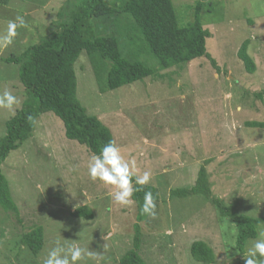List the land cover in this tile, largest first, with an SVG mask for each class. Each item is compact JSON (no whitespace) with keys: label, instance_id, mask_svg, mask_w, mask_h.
<instances>
[{"label":"rangeland","instance_id":"rangeland-1","mask_svg":"<svg viewBox=\"0 0 264 264\" xmlns=\"http://www.w3.org/2000/svg\"><path fill=\"white\" fill-rule=\"evenodd\" d=\"M69 1H0V34L17 15L28 24L17 28L10 46L0 49V93L8 89L18 97L15 115L23 108L26 89L20 67L4 60L21 56L57 30ZM172 1L181 27L194 22L199 0ZM201 20L211 33L207 50L219 70L201 58L183 70L160 71L161 77L102 94L88 57L84 54L76 64L78 99L112 131L122 155L135 159L138 174L152 173L148 185L161 197L156 217L140 225V256L146 264H200L191 255L196 242L212 248L214 264L245 263L254 240L240 254L236 225L222 217L214 202L203 196H172L174 190L195 186L202 168L213 198L240 214L264 218V128L247 125L264 123V98L256 96L264 93V0H211ZM246 42L256 64L254 74L240 57ZM121 48L126 56L125 41ZM142 61L153 69L157 62L150 56ZM15 115L0 108V138ZM92 155L66 137L65 125L55 114L39 118L34 136L2 166L19 213L0 204V264H43L58 239L100 252L107 246L101 264H120L134 246L137 206L134 201L117 204L113 186L90 178ZM82 207L92 211L91 220L74 216ZM37 226L44 229V249L37 257L26 248L19 253L22 235Z\"/></svg>","mask_w":264,"mask_h":264},{"label":"trees","instance_id":"trees-1","mask_svg":"<svg viewBox=\"0 0 264 264\" xmlns=\"http://www.w3.org/2000/svg\"><path fill=\"white\" fill-rule=\"evenodd\" d=\"M0 1L3 5L9 3V0ZM210 1L199 0L195 6L194 22L181 27L172 0H71L66 9L60 12L61 20L57 30L43 38L39 44L26 49L21 56L5 59V63L20 67V82L26 89L27 98L23 108L7 122L6 134L0 138L1 206L18 211L11 200L2 166L11 152L19 150L34 136L42 115L55 114L65 125L66 137L87 147L92 154H99L105 144L110 140L115 141L112 131L98 117L89 115L78 99L76 64L84 54L93 67L102 94L147 78L161 77L160 71L175 67L183 70L189 63L201 58L210 59L219 70L217 62L207 50V40L211 38V33L204 29L201 20L202 12ZM113 27H118L119 31H113ZM121 41H125L126 56ZM247 50L248 42L242 46L240 57L248 72L254 74L256 64ZM144 56L157 61L154 69L142 61ZM256 96L263 99L264 93ZM29 116L35 118V124L29 122ZM247 125L251 128H264V123L259 122ZM144 191H151L156 197V203L161 200L155 187L146 185ZM144 191L136 192L133 196L138 221L135 225L134 246L120 264H146L140 256V225L149 218L141 211ZM172 196L181 199L203 196L214 202L222 217H228L235 223L237 250L242 255L249 241L258 238V229L264 224V218L240 214L236 207H228L221 200L213 198L204 168L195 186L174 190ZM74 216L86 220L93 218L92 211L87 207L77 209ZM21 244L19 253L26 248L37 257L45 245L43 227L37 226L23 234ZM191 255L200 264L215 263L214 251L204 242L193 244Z\"/></svg>","mask_w":264,"mask_h":264},{"label":"clouds","instance_id":"clouds-1","mask_svg":"<svg viewBox=\"0 0 264 264\" xmlns=\"http://www.w3.org/2000/svg\"><path fill=\"white\" fill-rule=\"evenodd\" d=\"M28 24L22 15H17L14 20L8 22L6 32L0 34V49L7 48L13 43L17 35V28H26ZM19 105L18 97L10 90L5 89L0 93V108L7 109L15 115V109ZM237 111L242 107L237 106ZM29 122L35 124V118L28 117ZM88 174L93 181L99 180L105 185L113 186L115 191L111 194L112 199L120 205L133 204V196L136 192L144 191L152 179L150 171L138 174L135 159L129 161L122 155L120 147L115 141L105 144L99 154H93L88 161ZM135 185V186H134ZM156 197L151 191H144V203L142 214L151 218L157 215ZM105 251H106V247ZM104 251V252H105ZM104 252L90 250L76 244H64L59 239L55 247L48 252L43 264H78V262L89 259L94 264H101L104 260ZM245 264H264V230L258 233L244 256Z\"/></svg>","mask_w":264,"mask_h":264}]
</instances>
